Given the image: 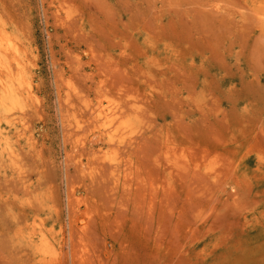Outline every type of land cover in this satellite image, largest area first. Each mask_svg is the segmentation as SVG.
<instances>
[{
    "label": "rangeland",
    "instance_id": "rangeland-1",
    "mask_svg": "<svg viewBox=\"0 0 264 264\" xmlns=\"http://www.w3.org/2000/svg\"><path fill=\"white\" fill-rule=\"evenodd\" d=\"M0 21L35 97L20 170L0 151V264H264V0H0ZM100 100L128 126L112 169Z\"/></svg>",
    "mask_w": 264,
    "mask_h": 264
},
{
    "label": "bare ground",
    "instance_id": "bare-ground-1",
    "mask_svg": "<svg viewBox=\"0 0 264 264\" xmlns=\"http://www.w3.org/2000/svg\"><path fill=\"white\" fill-rule=\"evenodd\" d=\"M20 41L21 40L11 35L4 22L0 21V151L3 155L7 156V159L13 166L11 167H15L17 170H20V159L14 139L20 136H24L27 141L33 139L32 136H28L24 114L29 102L33 98L35 100L29 78L30 69H28V67L31 64V61L28 55V49L23 47V43ZM105 104L100 100L96 103V108L94 109L93 107L94 111L92 110V113L96 123L93 122L96 125L98 132V134H94L105 139L110 146L111 149H108L103 157L108 159L109 168L112 169L118 167L117 153L122 149L121 146L128 141L126 140L127 131H122L128 126H120L119 124L120 128L116 127L115 119L118 111H115L114 106L111 104ZM77 117L78 116L76 115L75 119ZM75 123L77 127H80L81 123L79 120H76ZM79 142L82 143L80 139ZM42 239L44 241L46 240L44 235H42ZM50 245L49 242L44 243L46 248H49Z\"/></svg>",
    "mask_w": 264,
    "mask_h": 264
}]
</instances>
